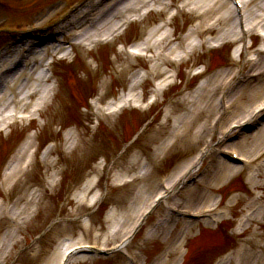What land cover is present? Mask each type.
<instances>
[{
    "label": "rangeland",
    "instance_id": "374dc122",
    "mask_svg": "<svg viewBox=\"0 0 264 264\" xmlns=\"http://www.w3.org/2000/svg\"><path fill=\"white\" fill-rule=\"evenodd\" d=\"M1 1L5 4L7 2L10 6H19V10H7L6 8L0 10V25H7L10 28L12 26L15 29L16 27L24 28L27 24L32 25L33 22L48 15L49 11L55 10L57 7L56 12H59L63 8L74 6L81 0H51V6L43 11L42 15L38 13L41 12L44 6L47 7L45 4H40L43 3V0H23L31 4L23 3L22 0ZM83 1L86 4L90 2V0ZM191 18L193 17L186 14L180 15L174 23L177 27L175 35L187 33L191 25L186 26V24H190ZM160 19V16L152 15L150 22H159ZM184 19L188 20L185 22ZM147 24L135 25L137 27L131 29L126 40L132 44L138 42L139 39L146 38L147 35L144 34L149 31ZM2 32L0 28V33ZM9 35L11 34L1 36L4 37V41L9 42L8 45L17 42L24 36L21 34L14 35V33L11 36ZM31 36L41 37L42 34L34 32L30 34L29 38ZM115 50V47L108 50H98L88 57L83 51H79L80 53H78L79 55H77L74 63L71 64L72 66H68V62L57 64L59 90L56 99L44 115V119L39 120V123L27 129L17 128L5 139L0 138V169L13 154L14 146L20 147L28 139L31 128L38 132V143L42 151L47 143L55 142L56 145L53 155L54 165L46 168L40 161L42 155H40L41 157L38 156L32 172L26 176L28 182L26 186L20 188V185L11 192L10 199L16 201V199L22 197L26 188L30 187L25 191L26 200L28 198L31 200V194L33 196L35 194L39 204L35 213L28 215L27 222L13 242L11 255L4 260L0 259V264H47L55 251H57L56 255L59 256L63 250L77 244L97 248H101L106 244L107 247H110L109 244L116 243L119 237L112 241L107 239V235L109 236L114 230L113 226H118L114 224L115 220L120 222L122 218L119 219L117 215L116 219L111 221V216L108 215L110 213L120 215V213L125 212L126 206L129 205L133 196L138 194V189L144 184L141 180H138V177L144 172L143 167L145 166L149 170L150 182L157 191V181L177 171V166L180 167L181 164H186L201 147L202 140L186 151L183 143L180 142L178 147L169 152L164 160H152L154 152L163 142L173 140L170 133H172L177 119L184 112L190 110L189 101L192 96L190 93L198 83L194 79L187 82L185 86L187 88L184 90L180 91L178 83V85L166 91L163 96L160 95L162 99L160 98V102L149 112L129 111L128 114L119 117L120 119L104 118L103 125L94 131L95 126H93L92 121L100 117L96 116L97 109L85 108V106H88L85 102L89 97H93L96 101L97 99L100 100L102 105H107L114 99L117 101L119 97L126 95L128 85L132 80V68V72L124 71L120 74L119 67L113 62L114 57L111 56V53ZM228 56L229 50L227 48L220 54V59H228ZM120 60L122 65H129L130 63L124 57ZM195 63H210L212 65L215 64V59L203 53ZM143 64L149 65L148 63ZM219 64L220 61L216 62L215 65ZM186 65L181 67L183 70L182 81L186 76L184 73L190 71ZM218 67H213L214 69H211V71L216 72L219 70ZM198 71H201V69L197 68L191 72L196 74ZM112 78L114 81H112ZM181 79L179 82H181ZM104 80L112 81L113 84L110 82V84L105 85L103 84ZM155 84H157L156 80L150 79L145 85L146 91L152 89ZM255 84L248 85L246 91L252 89ZM244 94L246 93L237 94L238 99L245 100ZM150 95L145 94V100ZM208 117L209 114H204L198 120L201 123ZM70 131L75 132L80 140L77 149L71 153L67 144V134ZM192 131H197L196 125ZM250 141L249 138L248 142ZM239 142L241 140H235V148L247 156L253 155L245 153V146L239 144ZM104 156L106 157L104 158L105 162L103 160ZM213 160L216 161L212 164L210 172L208 170V173H205L207 176L203 182L197 187H190L182 196L180 200L182 207L193 209L200 207L196 203L201 198L203 191L208 190L209 185L213 183L220 167V161L217 160V157H214ZM105 164L107 165L103 171V165ZM53 173L57 175L56 178L52 177ZM241 177L235 178L229 185L212 193V200L216 199V201L219 195L224 196L227 191H233L234 195L232 196L238 195L241 198L232 211L227 210L229 213L227 218L225 217L226 219L221 222V226L207 227L200 232L199 229L193 231L190 238L188 237V240H186V245L181 248L180 254L173 259L172 264H182L183 262L184 264H211V262L227 253L235 242L245 240H249L251 247L262 249V255L264 256L263 237L253 240L252 230L247 231L246 235L243 236L244 238H241L243 240H234L237 238L231 235L232 230L230 231V227H232L234 220L243 215L245 209L251 206L254 198L252 196L256 193L260 194L261 190V194H264V184L260 191L254 192L253 190L252 193L251 188L246 185L244 177ZM259 179L264 181L262 177ZM53 181L54 183H52ZM90 181L93 182L94 189L85 197L83 189L85 185L89 186ZM80 197H85L83 202L79 201ZM96 201H98L97 204H95ZM29 208L28 203L21 206L22 211L23 209L27 211ZM163 209L161 206L151 217L152 220L147 227V231L159 219L168 217L167 212ZM10 228V222L6 221L5 218L0 220V240L4 238ZM262 231L264 233V226H262ZM199 234L200 237H194ZM140 241V237L134 241L130 252L136 251ZM164 241L159 237L153 238L145 251L140 253L141 258L147 260L153 257L158 249L162 247ZM61 244L63 245L59 248ZM93 257L95 255L81 256L75 264H127L120 255L108 259L104 257L93 259Z\"/></svg>",
    "mask_w": 264,
    "mask_h": 264
},
{
    "label": "bare ground",
    "instance_id": "6f19581e",
    "mask_svg": "<svg viewBox=\"0 0 264 264\" xmlns=\"http://www.w3.org/2000/svg\"><path fill=\"white\" fill-rule=\"evenodd\" d=\"M116 2V5L112 10H115V12L111 15H108L107 13H100L101 20L100 24H98V27L95 31H90V33H93L92 35H85L86 31L80 32V44L84 45L87 42H92L95 38L98 36H101L103 33L107 32H114L116 31L122 23H125L128 18L135 15L138 17L140 15V12L143 9H150L153 10V6L155 7H166L167 4L164 3V0H112ZM183 1V7L186 8L189 12L196 13L198 16L199 21L194 24V28H192L185 36H177L176 42L177 44L172 47L173 40L172 36L168 35L166 29L168 27L167 24L159 25V26H152L149 31L147 32V36L142 42L140 43V50L146 51L150 53L148 55V58L150 59V63H154L155 65L152 66V69L156 71L158 68L166 64V60L171 57L177 55L179 52H184L183 47L181 46L182 43H185L187 41H193L197 43H191L192 47V53L195 57L200 49L203 47V42L205 41L204 35L207 33H212L214 30L220 29V32L218 35H216L213 38L223 37L221 39L227 38V37H235L236 36V30L233 27V18L234 15L230 13V11L226 8V2L225 0H182ZM258 0H245L244 4L246 7H250L252 4H254ZM256 10H259L256 13L248 12L247 14V23H246V29L249 32H255L257 30H263L264 29V0H261L260 3L254 4ZM106 8V5L105 7ZM95 16V15H94ZM104 16H107L104 18ZM80 23L78 29L82 30L87 24L93 23L94 18L91 14H87L84 17H80ZM140 21L141 18H139ZM232 22V24H231ZM98 23V22H96ZM95 24V23H94ZM224 26V27H222ZM222 27V28H221ZM165 31L167 33H165ZM241 39H239L240 41ZM137 46V45H136ZM189 46V44H188ZM46 55H41L38 57L37 50L35 48L32 49V53H30V58L22 57L20 60L23 62L24 67L22 70L18 73H14V75H11L10 81L8 82L6 79V74H9L11 70H13L14 62H16V57H13V61L9 64L7 63V60L4 61V67L0 69V78L1 80L5 81V88L6 91L11 92L10 96L6 93V91H2L0 89V125L1 126H8L10 127L11 121H15L17 119L18 113H24V111L28 107H32L33 109H39L43 104H45V99L47 98L48 89L44 88L43 85L45 81L44 76L37 77V73L39 69L44 66V63L49 56L50 47L47 46L45 49ZM7 56L6 54L4 57ZM261 55H259V58ZM261 59V58H260ZM252 63H256L254 70L252 72H257L259 70V75L264 76V64L260 60L257 62V60H254ZM151 73H153L151 71ZM230 73L227 74V76ZM231 74L228 78L225 76V72L223 70L217 71L214 74H212L208 79L207 83L203 86H200L198 88V95L193 97L191 101L189 102L191 108L190 110H187L184 112L176 121V124L173 128L172 133H170V137L173 139L171 142H163L157 149V151L154 152L152 160L153 161H162L171 151L175 144V148L179 145L180 142L183 143L184 147L187 149L192 148L194 145L198 143V140L201 137V134H196L193 132V128L196 125V127L199 129L200 126V120L199 118L202 117V115L209 114L208 120L214 117L215 114L221 111L216 109V104L213 100L215 96V90L214 87L218 86L217 89L221 88V94H224V97L221 101H219V108L225 109L226 107V97L229 94L223 93V91L227 92V84L228 79L232 76ZM258 82L255 81L256 85L252 87V89H249L246 91V86L250 85L251 82H249L245 87H239L236 89L235 93H232L230 100L232 101L231 106H233V117L234 122L233 124H241V122L245 121L246 123H250L253 120H255L254 117L257 115L255 114L258 110V114L264 116V79L262 76H259ZM168 79V78H167ZM219 85H223L222 87ZM41 88V89H40ZM29 92V94H27ZM241 93H246L245 100L238 99V95ZM42 94V95H41ZM238 94V95H237ZM13 96V98L9 99V97ZM33 97H38L40 102L36 103L34 106H32V101L34 100ZM210 99V100H209ZM31 100V101H29ZM254 103H252V101ZM212 102V103H211ZM111 105V104H109ZM10 111L15 112L13 114H10ZM41 109L37 110V113L40 114ZM33 111H29L28 113L32 115ZM260 120V118H256ZM264 117L261 119L263 120ZM204 122L201 124V128L205 130V133H208L211 129L210 121ZM229 122V121H227ZM255 126V125H254ZM252 126V127H254ZM255 128V127H254ZM224 132L223 134H225ZM196 137V138H195ZM251 139L250 142H248V139ZM68 139L71 141L72 144H74L73 136L70 134L68 136ZM37 138L31 139L23 143V145L18 149V151L13 155L11 161L8 162V172L6 173L3 181H2V188L6 191L13 190L14 188H17L18 186L24 187L28 183L26 180V176L29 175V173L32 172L33 166L37 163L38 155H32L31 150L36 147L37 144ZM188 140V141H187ZM171 143H174L171 145ZM239 144H243L246 148L245 153L247 154H253L251 156H245L247 158L253 157L256 154L260 153L262 150H260L264 144V126L260 129H258L254 134L252 135H246ZM264 148V147H263ZM262 148V149H263ZM53 153L52 150L47 149L46 152L43 154L40 161H42V164L46 168L50 167V160L49 156ZM243 153V152H242ZM244 154V153H243ZM191 164L187 165H181L180 168L183 169L185 167V170L190 166ZM178 168V166H177ZM176 168V169H177ZM180 169V170H181ZM144 172L138 177V180H141L144 184L141 186L140 189H138V194L133 196V199H131L128 206H126L125 212L122 214H111V221L115 220L117 215L119 216V219L122 218L120 222L116 221L114 224L118 225L117 227L114 226L112 232L107 235L108 240L115 241L117 237H120L124 232V238L132 236L134 234L135 228L138 226L137 222H140V219L149 211L151 206L147 208H142L147 200H149L151 195L154 194L156 191V188L153 187L152 182H150L149 179V170L144 166L143 167ZM179 170V168L177 169ZM239 169L235 167H230L228 165H223L218 169V172L216 174V177L213 179V183L209 185L207 188L208 190H205L202 193V197L197 202V205H201L199 208H210L213 206L214 200H212V193L215 191H218L220 187H223L230 183L239 173ZM175 171L171 176L174 177L177 173ZM261 172V171H260ZM261 174V173H259ZM264 170L262 171V174L260 177L264 178ZM25 177V179H24ZM254 178L253 180L249 181L250 186L253 189H261L262 185L264 184V181L259 180V178ZM177 179V178H176ZM176 179L173 183L169 182L168 190L172 189V186L175 185ZM173 181V180H172ZM155 188V189H154ZM30 189V187H27L25 191ZM94 189V186L90 183V185H85L83 189V194L86 197L87 194H90ZM3 190V191H4ZM25 191L22 194L21 198L16 199L15 202V210L19 211L21 208L20 206L22 204L25 205L26 201V195ZM85 197H80L79 201L83 202ZM256 199H259L256 197ZM256 199H254L252 206L258 205L256 203ZM233 200L238 201L239 198H233ZM9 200L8 198L4 197L0 200V213H3V210L7 207ZM235 202V201H233ZM249 207V208H251ZM196 208V209H199ZM195 209V210H196ZM202 213H209L210 211L208 209L201 210ZM197 211L195 212V214ZM199 215V214H196ZM262 213L259 209L256 213H254L251 217L248 218V222L261 220ZM135 218V219H134ZM224 219V218H223ZM172 224H166L164 223L161 227V229H157L153 235L150 236V240L147 241L146 247H148V244L153 240V238L159 237L162 240H165L167 246L165 255L161 260L158 262H151L150 264H171L173 261V256L180 254L181 247L184 245V243L177 244L178 237L174 236V233L176 231V228L173 227ZM128 226V227H127ZM172 226V227H171ZM135 227V228H134ZM197 227V225L190 226L187 229V232L185 235H188L193 228ZM184 228V227H183ZM182 228V229H183ZM187 228V227H186ZM175 229V230H174ZM244 234V233H243ZM263 234L259 231H255L252 235V239L256 240L260 238ZM179 236V234H178ZM63 244L60 245L59 248L62 247ZM122 246L119 247V249ZM68 249V248H67ZM66 249V250H67ZM145 250V249H144ZM65 251V250H64ZM57 251L54 252V254L51 256L48 263L50 264H57L61 255H56ZM263 253H258L255 251L253 247L251 248H243L241 251L232 253V256L226 259V261L223 260L222 264H264V256ZM47 263V264H48Z\"/></svg>",
    "mask_w": 264,
    "mask_h": 264
}]
</instances>
